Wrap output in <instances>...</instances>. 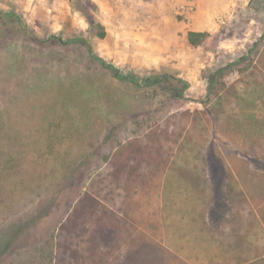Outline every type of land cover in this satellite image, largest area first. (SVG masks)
<instances>
[{"label": "rangeland", "instance_id": "rangeland-1", "mask_svg": "<svg viewBox=\"0 0 264 264\" xmlns=\"http://www.w3.org/2000/svg\"><path fill=\"white\" fill-rule=\"evenodd\" d=\"M131 167L159 185L120 194ZM136 244L151 264H264V0H0V264H123Z\"/></svg>", "mask_w": 264, "mask_h": 264}, {"label": "trees", "instance_id": "trees-1", "mask_svg": "<svg viewBox=\"0 0 264 264\" xmlns=\"http://www.w3.org/2000/svg\"><path fill=\"white\" fill-rule=\"evenodd\" d=\"M7 15V14H12L15 17L19 18L16 14L15 11H5L1 12V14ZM18 23L22 25V27H26V25L22 22V20L19 18ZM97 26H100L102 28V25L100 23H96ZM206 31H194V30H189L186 34V40L187 42L192 45V46H198L201 44V42L204 40V38L207 36ZM98 36L103 38L105 36V31L102 28L101 31H99ZM54 37V36H53ZM104 67L108 68L111 70L113 76L115 78H118L120 80H127L131 83L140 85V86H159V87H167L169 90L171 96L173 98H182L184 96V91L189 87V82L186 79H183L181 77L174 76L169 73H150V74H144L140 73L139 70H136L135 72L129 71V72H123L120 70V68L116 67L110 62H106L105 60L101 59L100 57H96ZM243 59V56H241L237 61H232L229 64H235L238 63ZM219 74L222 76L223 75V67L216 69L214 72H212L210 75H208L207 80H208V91H209V86L213 83L215 75ZM161 156V154L159 155ZM159 160V161H158ZM156 160V163H158L160 166H164L165 163H167V158L164 159L162 162L161 157ZM160 167H158L159 169ZM136 168L131 167L129 169V175L125 177V180L122 182L120 186H117V189L119 190V193H123L125 197H135L138 192L143 191L145 187L148 188H156L157 184L159 185V180H158V172L153 173L152 175H142V178L138 176L136 172H134ZM161 169V168H160ZM162 170V169H161ZM146 182H148L150 185L146 186ZM122 213H124V217L126 222L129 223V225L132 227V220H131V215L129 212L123 210ZM74 217L73 220L78 216L80 217V212L77 210H74ZM133 221H135L133 219ZM139 223V222H138ZM127 225V226H129ZM130 237V234H129ZM132 237V236H131ZM92 239H95V237L92 235ZM136 242V241H134ZM93 249L95 248V244H92ZM138 245L134 246L133 249H126L125 250V258L123 264H129L127 261H134L138 264H151L155 259V255L150 257V259L145 260L143 259L140 251L137 252L138 250H135ZM153 252H158L157 250H152ZM80 254V253H79ZM81 258L82 257H90L91 263L92 264H99V262L94 260V253H81L79 255ZM83 259V258H82ZM85 264H88L86 260L82 261ZM107 264H111L109 262H106Z\"/></svg>", "mask_w": 264, "mask_h": 264}, {"label": "crops", "instance_id": "crops-1", "mask_svg": "<svg viewBox=\"0 0 264 264\" xmlns=\"http://www.w3.org/2000/svg\"><path fill=\"white\" fill-rule=\"evenodd\" d=\"M14 3L20 5L22 7V4L24 3V0H12ZM189 30H197V29H192L190 26L189 27H186L185 30H184V36L183 38L186 39V34Z\"/></svg>", "mask_w": 264, "mask_h": 264}]
</instances>
